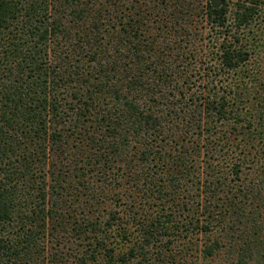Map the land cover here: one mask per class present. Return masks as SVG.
<instances>
[{"label": "trees", "instance_id": "trees-1", "mask_svg": "<svg viewBox=\"0 0 264 264\" xmlns=\"http://www.w3.org/2000/svg\"><path fill=\"white\" fill-rule=\"evenodd\" d=\"M0 264H264V0H0Z\"/></svg>", "mask_w": 264, "mask_h": 264}, {"label": "water", "instance_id": "water-1", "mask_svg": "<svg viewBox=\"0 0 264 264\" xmlns=\"http://www.w3.org/2000/svg\"><path fill=\"white\" fill-rule=\"evenodd\" d=\"M213 8L218 9L221 8L223 5V0H210Z\"/></svg>", "mask_w": 264, "mask_h": 264}]
</instances>
